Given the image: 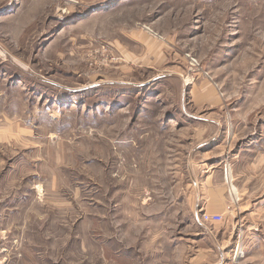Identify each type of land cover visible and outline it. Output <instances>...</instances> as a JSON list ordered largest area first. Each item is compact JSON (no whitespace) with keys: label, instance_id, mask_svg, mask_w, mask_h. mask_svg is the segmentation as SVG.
Returning a JSON list of instances; mask_svg holds the SVG:
<instances>
[{"label":"rangeland","instance_id":"rangeland-1","mask_svg":"<svg viewBox=\"0 0 264 264\" xmlns=\"http://www.w3.org/2000/svg\"><path fill=\"white\" fill-rule=\"evenodd\" d=\"M99 1L0 0V264H264V0Z\"/></svg>","mask_w":264,"mask_h":264},{"label":"crops","instance_id":"crops-1","mask_svg":"<svg viewBox=\"0 0 264 264\" xmlns=\"http://www.w3.org/2000/svg\"><path fill=\"white\" fill-rule=\"evenodd\" d=\"M109 0H100L98 3L99 4H105V3H107ZM97 9V8H96ZM95 9V10H96ZM219 196H220V194H219ZM217 197H218V195H217ZM221 197V196H220ZM217 200H218V198H217ZM196 205H198L197 204V201H196V203H195ZM224 203L223 202H221V201H218V203L217 202H215V203H208L207 201L205 202V203H202V207L204 208V209H207L209 212H212V213H218V212H221L222 210H223V208H224ZM199 222V221H198ZM200 224V223H199ZM202 225V224H201Z\"/></svg>","mask_w":264,"mask_h":264},{"label":"built area","instance_id":"built-area-1","mask_svg":"<svg viewBox=\"0 0 264 264\" xmlns=\"http://www.w3.org/2000/svg\"><path fill=\"white\" fill-rule=\"evenodd\" d=\"M227 209H229V208H227ZM202 218H203V221L211 222L213 220L219 221L221 217H220V215L210 216V215L204 214Z\"/></svg>","mask_w":264,"mask_h":264}]
</instances>
